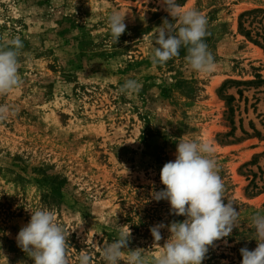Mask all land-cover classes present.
<instances>
[{
  "label": "rangeland",
  "instance_id": "1",
  "mask_svg": "<svg viewBox=\"0 0 264 264\" xmlns=\"http://www.w3.org/2000/svg\"><path fill=\"white\" fill-rule=\"evenodd\" d=\"M176 2L206 16L212 73L194 72L183 47L163 65L151 62L155 28L172 19L162 0H0V45L23 42L22 83L0 95L10 110L0 121V264L5 256L33 264L16 236L37 209L53 211L69 234V264L82 251L105 264L100 248L129 227L128 247L144 249L151 264L169 232L161 229L157 244L150 228L184 219L153 199L181 138L213 144L225 202L239 212L203 264H241L240 249H255L252 217L264 215V47L239 30V16L264 10V0ZM113 12L127 26L118 43L108 28ZM243 26L264 43V13ZM128 79L138 93L120 92Z\"/></svg>",
  "mask_w": 264,
  "mask_h": 264
},
{
  "label": "clouds",
  "instance_id": "2",
  "mask_svg": "<svg viewBox=\"0 0 264 264\" xmlns=\"http://www.w3.org/2000/svg\"><path fill=\"white\" fill-rule=\"evenodd\" d=\"M164 10L179 27L164 19L155 28L154 43L158 45L151 56L153 64L163 65L186 48L185 60L194 72L212 73L216 64L208 50V20L195 8H185L176 0H162ZM108 28L114 43L126 31L125 15L113 12L108 16ZM23 42L14 37L0 45V95L18 89L22 83L19 74V51ZM141 85L135 79L126 80L120 87L123 94H135ZM10 110L0 105V121L7 119ZM215 149L209 141L177 140L175 159L166 162L160 170V181L165 186L153 193L156 201L166 200L170 213L183 216L182 221L159 223L150 228L154 243L162 240L161 229L167 228L169 236L151 264H203L209 246L215 241L229 237L236 229L239 212L231 202H225L224 183L219 175L217 162L212 158ZM29 222L22 226L16 236L17 246L33 261V264H69L68 236L57 222L56 215L48 209L30 211ZM257 246L253 250L240 249L241 264H264V215L252 217ZM130 227L119 231L111 243L105 242L100 254L105 264H149L142 248L130 249ZM125 249L128 250L125 255ZM5 259H8L5 256ZM78 264H92L85 252L78 257Z\"/></svg>",
  "mask_w": 264,
  "mask_h": 264
},
{
  "label": "trees",
  "instance_id": "3",
  "mask_svg": "<svg viewBox=\"0 0 264 264\" xmlns=\"http://www.w3.org/2000/svg\"><path fill=\"white\" fill-rule=\"evenodd\" d=\"M255 13H264V10H262V9H254V10L247 11V12H244V13L240 14V16H239V30H240V31H241L246 37L250 38L255 44H257V45H261V47H264V43L259 42V40L256 39V38L253 39L252 34H251L252 29H246V28L243 26V18H244L245 16H249V15H252V14H255ZM249 23H250V22H249ZM259 34H260V33L255 32V36H256L257 38L260 37Z\"/></svg>",
  "mask_w": 264,
  "mask_h": 264
}]
</instances>
